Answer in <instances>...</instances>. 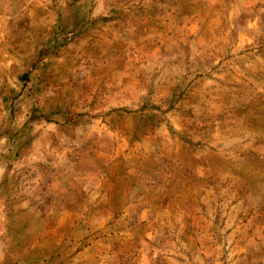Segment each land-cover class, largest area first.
<instances>
[{
  "label": "rangeland",
  "instance_id": "obj_1",
  "mask_svg": "<svg viewBox=\"0 0 264 264\" xmlns=\"http://www.w3.org/2000/svg\"><path fill=\"white\" fill-rule=\"evenodd\" d=\"M0 264H264V0H0Z\"/></svg>",
  "mask_w": 264,
  "mask_h": 264
}]
</instances>
